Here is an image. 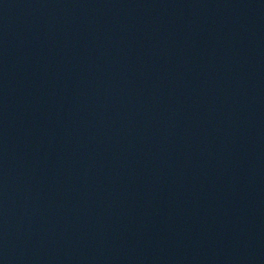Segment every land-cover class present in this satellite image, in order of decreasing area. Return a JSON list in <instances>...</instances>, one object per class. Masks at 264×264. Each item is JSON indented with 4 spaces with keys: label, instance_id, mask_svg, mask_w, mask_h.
Listing matches in <instances>:
<instances>
[{
    "label": "water",
    "instance_id": "obj_1",
    "mask_svg": "<svg viewBox=\"0 0 264 264\" xmlns=\"http://www.w3.org/2000/svg\"><path fill=\"white\" fill-rule=\"evenodd\" d=\"M0 264H264V0H0Z\"/></svg>",
    "mask_w": 264,
    "mask_h": 264
}]
</instances>
